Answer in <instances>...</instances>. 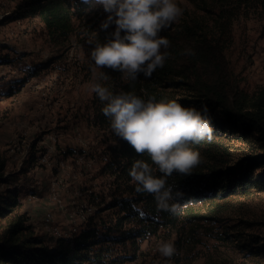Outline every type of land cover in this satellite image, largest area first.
I'll list each match as a JSON object with an SVG mask.
<instances>
[{
	"label": "rangeland",
	"instance_id": "1",
	"mask_svg": "<svg viewBox=\"0 0 264 264\" xmlns=\"http://www.w3.org/2000/svg\"><path fill=\"white\" fill-rule=\"evenodd\" d=\"M20 1L0 0V154L6 157L4 175L15 173L7 174L0 191L17 189L20 198L8 216L0 217V231L17 215L52 240L90 226L105 231L115 214L109 204L121 194L114 191L113 175L103 171L115 140L110 128L93 122L89 52L94 43L89 41L95 42L108 13L102 4L89 0L82 15L74 18L69 35L57 38L37 16L14 19ZM207 1L209 6L212 0ZM217 2L213 6H235L234 0ZM177 3L184 9L179 22L211 21L215 16L201 0ZM224 49L240 86L252 91L264 84V10L242 6ZM50 188L59 201L52 202ZM207 206L198 203L195 209L204 213ZM47 212L53 216L49 223L44 221ZM216 214L217 221L192 224L182 218L173 227L161 225L155 233L136 238L137 248L128 241H108L107 259L89 264H264V257L245 253L233 237L220 238L222 232H234V226L264 236V191L229 197ZM240 219L255 223L246 227ZM162 241L174 242L177 254L161 257L156 248ZM48 243L55 247L51 240ZM131 253L132 258L125 255Z\"/></svg>",
	"mask_w": 264,
	"mask_h": 264
},
{
	"label": "trees",
	"instance_id": "2",
	"mask_svg": "<svg viewBox=\"0 0 264 264\" xmlns=\"http://www.w3.org/2000/svg\"><path fill=\"white\" fill-rule=\"evenodd\" d=\"M201 1L205 9L215 13L213 20H183L163 30L160 35L170 40L171 55L150 78L141 73L137 80L125 82L120 78L121 72L102 68L110 78L102 85L114 93L131 92L144 100L149 97L156 101L175 99L185 107L198 110L202 104L207 105L212 117L213 139L190 145L200 152L203 163L191 176L169 178L170 185L178 186L185 193L179 201L181 210L176 214L160 211L151 194L136 191L129 169L136 159H144L149 164L151 161L147 156L137 155L130 145L110 131L115 144L111 146L112 155L106 158L103 171L113 175L114 191H120L121 195L109 204L115 207V214L107 230L100 232L97 226H90L72 236L52 240L46 234L34 232L22 215L13 216L0 231V264L102 262L107 259L112 241H128L136 247V238L155 233L161 225L173 227L182 218L192 224L202 219L217 221L219 205L229 197L264 191V84L252 91L240 86L223 55L233 20L240 15L241 7L264 10V0H234L232 5L235 6L231 8L222 4L213 6L222 0H212L209 6L207 0ZM86 6L82 0H21L12 17L37 16L50 36L66 38L73 30L74 18L82 15ZM114 30V24L100 29L95 42H105ZM186 49H192L195 54H183ZM92 105L94 124L102 129L110 128L102 113L104 102L94 96ZM5 165L6 157L0 154V183L8 181L7 174H15L4 175ZM198 203H206L208 211L196 210ZM18 204L17 189L0 191V217L8 216ZM240 222L246 227L255 223L245 219ZM232 229L234 232H222L220 238L233 237L245 253L264 257V236L246 233L236 226ZM111 230L115 231V236L107 234ZM125 255L134 257L132 253Z\"/></svg>",
	"mask_w": 264,
	"mask_h": 264
},
{
	"label": "clouds",
	"instance_id": "3",
	"mask_svg": "<svg viewBox=\"0 0 264 264\" xmlns=\"http://www.w3.org/2000/svg\"><path fill=\"white\" fill-rule=\"evenodd\" d=\"M88 3L89 0H82ZM108 13L101 22V29L115 24L111 38L94 43L89 52L93 70L90 93L102 102L103 115L108 119L115 136L125 141L139 156L129 176L137 192L151 194L157 209L176 214L181 210L180 200L185 193L169 184L174 175L188 177L203 163L200 152L190 145L213 139L212 117L206 104L198 110L185 107L177 100H147L131 93H114L98 81L110 78L102 68L122 73L125 82L135 81L139 74L150 78L164 66L171 55L170 40L160 35L163 30L178 23L184 9L177 0H95ZM123 32V35L121 33ZM183 54L194 55L192 49ZM154 165V167H153ZM159 173V175H156ZM156 251L161 257L171 258L177 254L174 242H160Z\"/></svg>",
	"mask_w": 264,
	"mask_h": 264
},
{
	"label": "built area",
	"instance_id": "4",
	"mask_svg": "<svg viewBox=\"0 0 264 264\" xmlns=\"http://www.w3.org/2000/svg\"><path fill=\"white\" fill-rule=\"evenodd\" d=\"M50 199L53 200L52 202H56V201H59V198L57 196V193L56 191H51V188H50ZM53 220V216L51 215V212H47L44 216V221L49 223Z\"/></svg>",
	"mask_w": 264,
	"mask_h": 264
},
{
	"label": "bare ground",
	"instance_id": "5",
	"mask_svg": "<svg viewBox=\"0 0 264 264\" xmlns=\"http://www.w3.org/2000/svg\"><path fill=\"white\" fill-rule=\"evenodd\" d=\"M53 185H54V184H53ZM53 185H52V186H53ZM51 188H53V187H51ZM53 190H54V189H53Z\"/></svg>",
	"mask_w": 264,
	"mask_h": 264
},
{
	"label": "crops",
	"instance_id": "6",
	"mask_svg": "<svg viewBox=\"0 0 264 264\" xmlns=\"http://www.w3.org/2000/svg\"><path fill=\"white\" fill-rule=\"evenodd\" d=\"M19 200H20V198H19Z\"/></svg>",
	"mask_w": 264,
	"mask_h": 264
}]
</instances>
